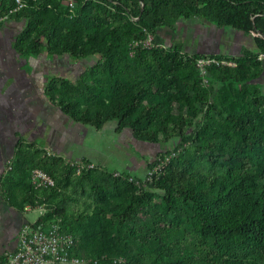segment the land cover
Listing matches in <instances>:
<instances>
[{
    "label": "trees",
    "instance_id": "16d2710c",
    "mask_svg": "<svg viewBox=\"0 0 264 264\" xmlns=\"http://www.w3.org/2000/svg\"><path fill=\"white\" fill-rule=\"evenodd\" d=\"M61 1L69 11L77 2L102 4L103 11L86 12L82 7L76 16L59 18L37 10L33 0H25L23 8L9 13L14 8V0H0V19L6 16L22 22L13 38L12 49L25 59L44 52L49 58L70 63L87 64L99 56L103 63L101 71L98 74L94 72L95 66H91L90 77L100 81L98 89L102 90V80H107L111 97L107 105L81 108L70 98L56 95L55 84L71 94L96 90L95 85L87 84L86 72L74 80L49 74L43 85L44 95L52 106L76 123L100 128L112 120L116 122V132L127 128L140 142L157 143L159 136L168 138L171 135L181 137L182 143L187 142L182 132V110H195L194 105L202 102L205 96L194 90L193 83L189 87L188 78H182V75L188 74L199 55L189 56L179 43L149 49L136 46L133 57L137 69L142 70V77L137 80L130 68L121 64L119 48L124 45L120 40L121 33H127L131 41H137L147 34L155 36L161 28L173 29L181 19L196 18L241 35L250 36L253 31L264 35V0H74L72 8L65 4L66 0H42V5L60 8ZM122 19L126 22L118 24ZM253 42L258 53L264 54V38L255 36ZM258 53L244 47L242 58L236 59V67L211 64L207 70L212 74H236L251 81L257 73L248 72L245 62ZM250 91L248 108L242 112L224 108L222 122L211 126L213 135L202 144L216 149L225 158L228 168L223 176L202 175L169 161L157 175L145 181V187L140 191L138 180H129L128 174L115 175L104 170L116 181L126 182V188L131 189L125 196L126 211H131L135 205L148 206L150 199L146 190L154 188L161 191L160 197L166 207L162 215H156L154 224L162 222L170 229H181L183 223L187 224L175 245L163 247L170 254L169 258L159 254L149 264H193L191 259L202 264H264V94L259 95L258 86L254 84L250 85ZM203 130L209 132L207 126ZM221 134L222 138H219ZM21 141L18 138L2 184L12 177V183H15L12 199L20 201L21 207L42 206L44 213L37 222L46 225L58 222L62 231L72 234L56 218L65 200L59 195L63 167L67 175L77 178L101 168L77 175L63 158L51 156L37 143L40 148L32 144L24 146ZM211 161H216V157ZM13 167L19 173L39 167L53 178L54 186L34 189L30 185V170L23 187L18 182V173H12ZM98 188L104 198L97 202L94 214L103 224L106 214L101 208L107 194L104 188ZM176 200L189 204L187 217L177 212ZM53 204H57L55 214L45 210ZM191 241L196 256L183 260L180 251L192 249Z\"/></svg>",
    "mask_w": 264,
    "mask_h": 264
},
{
    "label": "rangeland",
    "instance_id": "374dc122",
    "mask_svg": "<svg viewBox=\"0 0 264 264\" xmlns=\"http://www.w3.org/2000/svg\"><path fill=\"white\" fill-rule=\"evenodd\" d=\"M33 4L37 10L46 11L59 18L65 15L76 16L82 7L86 12L101 13L103 11L102 4L95 2L92 4L77 2L71 11L66 8L62 1L60 2V8L55 5L43 7L42 0H33ZM0 21L2 23L4 21L12 22V27L0 25V39L7 43L5 47L10 52L9 45L12 46L13 38L21 29L22 22L7 19L6 16L2 17ZM125 22L122 19L118 21V24ZM157 32L159 34V31ZM158 34L155 36L150 35L153 37V43L159 44L160 47H167L170 42H176L182 46L183 52L189 56L199 55L195 60H210L214 66L224 65L232 68L237 65L236 59L242 58L241 54L244 47L258 53L253 37L264 38L263 34L253 31L250 36L243 34L241 38L229 34L228 40L226 36H223V31L221 33V30L215 25L207 24L196 18L179 20L174 25L173 31L170 32V36L167 35V37L160 39L157 36ZM146 36L137 39V41L144 43ZM225 39L227 41L234 39L238 42V45L241 44V47L223 46ZM120 40L124 42V45L119 48L121 64L128 66L138 80L142 77V70L137 69L133 57L135 40L131 41L127 33H121ZM196 43L200 46L199 50L196 49ZM195 60L188 74L181 75L182 78H188L189 87L193 83L196 86L194 90L204 94L205 98L202 102L194 105L195 110H182L184 117L182 132L184 134L183 138L187 139V142L182 143L181 137L175 135L168 138L159 136L157 143L144 142L142 147L139 145L138 148H135L143 155L144 171L136 175L124 172L123 174H128L138 180L140 191H143L145 187L143 180L146 178L148 170H154L152 176L157 175L169 161L176 164L177 167L185 166L187 170L202 175L223 176L228 168L225 158L219 155V151L216 149L206 148L202 144L213 135L210 131L212 130L211 126L222 122L224 108L234 112H242L248 108L252 96L250 85H257L259 95L264 94L263 53H258L255 58L248 59L245 62L248 72L257 73V77L251 81L236 74L228 75L223 72L212 74L207 70L206 65H197ZM25 63V58L12 49V136H16L17 140L21 138V144L24 146L32 144L39 147L36 142L27 139H30L33 133L39 132L41 128H47L49 134L57 130H64L67 134L74 132L72 128L67 129V120L61 115L58 108L49 103L44 95L42 86L46 74L64 75L68 73L69 76L67 77L74 80L77 75L86 72L87 84L95 85L97 88L92 92L71 94L58 84L54 86L57 96L63 95L70 98L81 108H102L108 104L111 98L109 88L106 85L107 80H102L101 84L105 88L102 90V88L98 89L100 81L90 77L89 68L91 66H95L94 72L101 71L103 63L99 56L93 57L87 64L78 63L70 66L64 60L52 59L46 53L40 52L28 59L29 67L27 69ZM189 92H193L192 88L189 89ZM165 107L170 108L167 105ZM75 126H78V124H75ZM204 126H207L210 133L203 130ZM121 132L123 135L128 133L129 129L124 128ZM219 138H222V134L219 135ZM193 140L196 141L192 142ZM16 142H12V155ZM42 150L51 156L58 157L52 150L46 148ZM213 157H216V161H211ZM153 161H156V164L151 165ZM13 168L12 173H18V182L25 187L31 168L20 173L17 172L15 167ZM104 170L101 168L92 171L87 176L77 178L71 174L67 175V171L63 167L61 182L59 183V195L64 196L65 200L59 208L56 218L63 222V228H67L72 235L77 237L74 253L84 261V264H135L136 262L137 264H149L159 254L169 258L170 254L163 247L169 248L175 245L177 240L182 238L183 230L187 229V224L183 223L181 229L166 228L162 222H158V225L154 224L156 215H162L166 209L160 197L161 191L154 188L146 190L150 199L148 206L135 205L131 211H126L127 201L125 196L129 195L131 189L129 191L126 188V182L116 181ZM65 177L68 179L65 180ZM98 187L104 188L107 194V200L103 202L101 208L103 214H106V222L103 224H100L94 214L97 211V202L104 198ZM135 190L139 192L138 189ZM176 205V210L181 216L187 217L190 214L189 204L176 200ZM54 206H57V204L48 205L45 210L55 214ZM29 207L31 208V206ZM39 216L40 212L37 209L28 212V218L31 222ZM132 230L135 231L134 234L131 233ZM190 244L192 249L180 251L183 260H190V258L196 256L192 241ZM190 261H194L193 264H202L198 260L191 259Z\"/></svg>",
    "mask_w": 264,
    "mask_h": 264
},
{
    "label": "crops",
    "instance_id": "0c3cea01",
    "mask_svg": "<svg viewBox=\"0 0 264 264\" xmlns=\"http://www.w3.org/2000/svg\"><path fill=\"white\" fill-rule=\"evenodd\" d=\"M3 25L12 27V22L4 21ZM219 30H221V33L226 31ZM158 31L157 36L161 39L167 37V35L170 36L173 29L164 27ZM228 31L229 34L241 38L240 33L232 30ZM225 41L226 39L223 43ZM232 41L235 48L241 47V44L238 45L236 40L232 39ZM172 43L176 42H170L168 46ZM195 45L197 46L196 49L199 50V44L196 43ZM222 45L224 46V44ZM5 46H7V43L0 39V262L16 251L20 228L25 223H31L28 212L35 209L39 211V206L38 208L31 207L25 210L24 208L29 205L21 207L20 201L12 199V189L15 185V183H12V177L7 179V183L4 184L3 182L2 184L3 177L12 162V142L17 141L16 136H12V46L9 45L10 52L7 51ZM28 59H25L26 69L29 67ZM67 64L74 66L78 63L67 62ZM67 74H60L59 76L67 77L69 76ZM48 75L44 76V83ZM61 115L67 120V129L72 128L74 132L67 134L64 130H57L49 134L47 128H41L39 132L33 133V136L27 140H32V142H36L43 148L52 150L64 160L92 162L96 167L113 173L124 172L131 175L143 173V155L135 148H138L139 145L142 147L144 142L135 140L130 131L123 135L121 131L116 132L115 121H108L102 127L94 128L76 123L62 113ZM75 124H78V126H75Z\"/></svg>",
    "mask_w": 264,
    "mask_h": 264
},
{
    "label": "built area",
    "instance_id": "2783aa9c",
    "mask_svg": "<svg viewBox=\"0 0 264 264\" xmlns=\"http://www.w3.org/2000/svg\"><path fill=\"white\" fill-rule=\"evenodd\" d=\"M65 4L72 8L74 0H66ZM25 6L24 0H14V8L9 11L17 12ZM142 48L160 47L153 43V37L147 34L144 43L135 41L134 47ZM197 65L209 67L210 60L196 59ZM74 173L79 175L87 173L96 166L92 162L76 160L67 161ZM119 173H115L118 175ZM154 170H148L143 182L150 180ZM134 179L129 176V180ZM30 185L34 189L49 188L54 186L53 178L42 169H33L29 175ZM30 209L29 206L24 208ZM40 216L44 209L39 206ZM40 216L37 218L39 219ZM37 219L31 223L22 225L17 236V248L12 254L8 255L1 264H84V261L74 253V246L77 237L61 230L58 222L44 224L37 222Z\"/></svg>",
    "mask_w": 264,
    "mask_h": 264
},
{
    "label": "flooded vegetation",
    "instance_id": "af4514ba",
    "mask_svg": "<svg viewBox=\"0 0 264 264\" xmlns=\"http://www.w3.org/2000/svg\"><path fill=\"white\" fill-rule=\"evenodd\" d=\"M224 34H225V36H226V38L229 40V31H224ZM227 39H226V41L223 43L226 47H234L235 45H234V43H233V41L231 40V41H227Z\"/></svg>",
    "mask_w": 264,
    "mask_h": 264
}]
</instances>
